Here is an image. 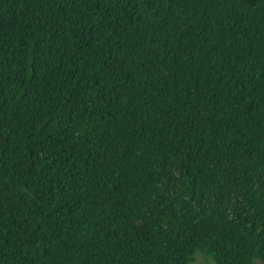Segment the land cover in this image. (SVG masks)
<instances>
[{
  "label": "trees",
  "instance_id": "obj_1",
  "mask_svg": "<svg viewBox=\"0 0 264 264\" xmlns=\"http://www.w3.org/2000/svg\"><path fill=\"white\" fill-rule=\"evenodd\" d=\"M264 264V0H0V264Z\"/></svg>",
  "mask_w": 264,
  "mask_h": 264
},
{
  "label": "rangeland",
  "instance_id": "obj_2",
  "mask_svg": "<svg viewBox=\"0 0 264 264\" xmlns=\"http://www.w3.org/2000/svg\"><path fill=\"white\" fill-rule=\"evenodd\" d=\"M191 264H215L212 258H209L207 255L201 251H197L194 256V262Z\"/></svg>",
  "mask_w": 264,
  "mask_h": 264
}]
</instances>
